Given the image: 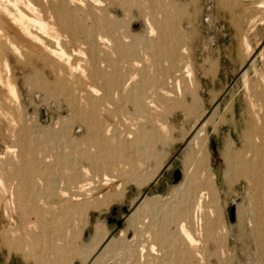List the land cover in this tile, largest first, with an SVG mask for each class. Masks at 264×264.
<instances>
[{"label":"rangeland","instance_id":"374dc122","mask_svg":"<svg viewBox=\"0 0 264 264\" xmlns=\"http://www.w3.org/2000/svg\"><path fill=\"white\" fill-rule=\"evenodd\" d=\"M15 1H7L14 7L19 4L17 8L9 6L13 9L14 19L7 21L0 18V170L6 167L4 169L9 172L13 166L14 169L20 165L24 167L29 162V157H35L37 154L38 160L42 158L39 160L42 167L45 164L57 168V171H53L49 167L53 174L56 172L51 176L57 178V182L58 178L60 179L59 184L55 182L59 185L57 189L75 185L66 179L71 177L70 181H73L72 176L78 175V179L74 180L77 181L76 185L72 186L76 190L71 188L75 190L74 193L82 190L80 201L86 202L83 210L70 219V225L63 231L66 235L65 241L73 236L67 247L70 251L64 250L65 260L62 254L56 255L48 248L49 243H61V239H55L57 233L48 231L46 237H43L45 240L40 239L37 245L31 243L29 238L36 237L39 232L32 233L29 237L28 223H37L38 215L35 213L34 217L33 212L29 211V202L25 204L27 209L18 201L13 202L11 187L18 180L16 182V178L6 173L2 175L0 172V264H92L97 258L95 264H264V238L258 236L259 219L256 222V218L261 216L264 219V191L257 190L249 174L236 172L232 168V171L227 170L226 165V146L231 144V152L243 148L246 141L245 131L252 126V120L257 119L252 104L259 100L258 96L256 97L258 91L264 94V0H29L30 5L27 0H17L16 5ZM24 2L26 5H23ZM18 8L22 12L25 10L23 13L29 19L15 14ZM72 8L76 15L78 12L77 21L74 19L76 15L74 17ZM62 16H66L68 21L63 17L66 20L64 21ZM35 17L47 22L46 31L34 21ZM70 17L76 21L75 24L83 22L82 25H75ZM18 18L25 21L20 22ZM69 23L73 25L72 28ZM18 25L19 27H16ZM59 25L64 26L60 28ZM94 26L95 29L99 28V31L95 30ZM25 27L28 31L24 30ZM36 27L40 32L37 33ZM21 28V33L24 30V34L19 32ZM164 28H167V32ZM54 30L62 34L59 35L62 49L66 50V56L69 55L72 59H69V56L62 58L59 54L53 56L48 51L47 46L58 49L57 42L53 41L54 37L57 41ZM82 30L86 33L79 34L83 33ZM43 32L52 34L48 37ZM31 33H36L42 39H36L39 37L35 38L36 34L32 36ZM39 40L41 42H38ZM91 43L95 45L92 47ZM11 45L13 49H18L13 50ZM59 49L61 50V47ZM59 49L57 52H60ZM80 58L82 62L85 60L89 64L85 63L86 66L84 62L77 61L81 60ZM6 59L8 62H5ZM64 59L69 62L63 63ZM58 62L62 65L59 66L61 63L58 65ZM79 62L85 69L80 70ZM4 63L7 66L10 64V68L6 69ZM76 66L80 68L78 71ZM97 68L112 74L114 81L121 80V85L128 83L127 88L123 84L121 93L119 89L107 88L108 85L105 84L113 81L107 78L111 75L100 71L101 76L98 73L97 76ZM124 70L125 73H132L127 79ZM116 71L119 73L116 74ZM77 72L81 74L78 75ZM59 77H63L62 80L64 79L65 84L69 82V85L59 83L62 81ZM99 77L103 79V83ZM151 78L157 79L158 81H153L159 82L160 85L150 83ZM9 82L17 91L15 100L10 96ZM60 84L64 90H61L63 88H60ZM149 84L172 91L168 96L162 95L165 100L160 95L153 102L146 98L141 103H132L131 98L136 95L138 89ZM65 86H70V89L65 90ZM125 90L130 92V95L127 93L130 100ZM75 100L79 101L80 105ZM70 101L75 102V105ZM80 107L84 108L80 111L87 116L94 112L92 117L99 118V121L97 117L95 120L104 127V136L114 140L112 144L128 143L127 141L133 139L134 142H131L136 143L134 148L123 152L125 156H109V167L93 166L92 160L88 161L81 156L80 151L85 148L90 155L96 156L99 149L96 147L100 144L99 140L92 141L90 138L91 129L86 126V121L90 118L86 117V123H83V115H79L78 111ZM261 116H264L263 110ZM202 125L207 133L206 137L202 132L199 133ZM134 137H137L136 141ZM17 139H21L20 143L23 145ZM27 140L28 143L33 141L32 148ZM147 140L152 142L150 146ZM13 147H16V150ZM22 147L26 151H23ZM31 149L35 150L32 152ZM64 151L72 154L70 160L73 161V158L74 161L71 162L73 169L68 167L71 175L65 169L66 173L61 172L62 178L56 153L64 154ZM51 153L55 159H51ZM16 158L18 160H15ZM14 160L16 162H13ZM48 160L53 164L50 161L46 164ZM76 160L78 164L75 163ZM85 167L88 172H85ZM176 167L181 169L182 175L178 181L172 182V171ZM87 176L93 181L88 180ZM210 176L216 177L213 185L208 184ZM65 177L67 178L64 179ZM83 177L89 183L92 181V185L88 183L85 186L90 188H87L89 194L86 189H77L78 186L84 185L86 179ZM105 177H108L107 180ZM70 189L69 193H73ZM47 197L41 196L42 201L39 199L38 203L41 207L50 203L45 208L52 209V205L59 201L58 196ZM144 197L154 199L157 204L151 205L152 207L143 206L141 202ZM40 202L45 205L42 206ZM231 203L235 205L233 219L229 213ZM122 205H126V211L121 209ZM112 209H115L114 213ZM22 215L24 219H21ZM109 215L120 219V224L116 221L109 222ZM50 217L51 214L47 219ZM98 223L106 227L107 239L92 253L90 251L93 247L84 249L83 246L91 241L95 225ZM182 229L191 234V241L186 239ZM38 236L41 237L40 234ZM108 239H116L120 245L102 253V246ZM81 248L84 250L81 251ZM58 255H61L62 259Z\"/></svg>","mask_w":264,"mask_h":264},{"label":"bare ground","instance_id":"6f19581e","mask_svg":"<svg viewBox=\"0 0 264 264\" xmlns=\"http://www.w3.org/2000/svg\"><path fill=\"white\" fill-rule=\"evenodd\" d=\"M8 0H0V18L2 17L3 19H5V20H10V21H12V19H10V18H13L14 19V15H13V9L11 10V8L9 7L11 4V2L10 3H8L7 2ZM10 1V0H9ZM11 1H13V0H11ZM17 1V0H16ZM15 1V2H16ZM18 1H20V0H18ZM22 1V0H21ZM20 1V2H21ZM27 1H29V0H27ZM27 1H26V3H27ZM78 1V0H77ZM98 1V0H97ZM19 2V3H20ZM71 2V1H70ZM12 3H14V2H12ZM83 3V2H82ZM97 3H100V2H97ZM16 4H18V2H16L15 3V5ZM20 4H22V3H20ZM25 4V2L23 3V5ZM29 5H30V1H29V3H28ZM19 5V4H18ZM17 5V6H18ZM22 5V6H23ZM26 5V4H25ZM31 5H32V3H31ZM12 6V5H11ZM17 6H15L16 8H17ZM21 5H20V7H22ZM28 6V5H27ZM33 6V5H32ZM75 6V5H74ZM12 7H14V6H12ZM14 7V8H15ZM19 7V6H18ZM24 7V6H23ZM34 7V6H33ZM63 7V6H62ZM76 7V6H75ZM36 8V7H35ZM52 8V7H51ZM65 8H67V7H65ZM77 8V7H76ZM27 9H29V8H27ZM26 9V10H27ZM49 9V8H48ZM60 8H58V10H59ZM63 9V8H62ZM68 9V8H67ZM73 9V8H72ZM71 9V11L73 12L74 11V9L72 10ZM15 10V9H14ZM18 10V12H15V14L16 13H18L19 15H20V17L21 18H26L27 16H26V14L25 13H23L25 10H23V12L21 11V9H17ZM16 10V11H17ZM66 10V9H65ZM64 10V11H65ZM70 10V9H69ZM68 10V11H69ZM79 10V9H78ZM48 11V10H47ZM54 11V10H53ZM77 11V10H76ZM70 12V11H69ZM65 13V12H64ZM66 13H67V11H66ZM74 13V12H73ZM57 14V13H56ZM58 14H60V13H58ZM70 14V13H69ZM49 15V14H48ZM61 15H62V13H61ZM64 15V14H63ZM67 15V17H69L68 16V13L66 14ZM71 15V14H70ZM75 15H76V13H74V17H75ZM33 16V15H32ZM35 16V15H34ZM37 16V15H36ZM52 16V15H51ZM56 17H57V15H55ZM59 16V15H58ZM72 16V15H71ZM31 17V16H30ZM39 17V16H38ZM59 17H61V16H59ZM64 16H62V18H63ZM66 17V16H65ZM64 17V18H65ZM67 17H66V19H67ZM73 17V16H72ZM89 18H90V16H88ZM100 17V16H99ZM16 18H17V16L15 15V20H16ZM32 18V17H31ZM34 18V17H33ZM64 18H63V20H64ZM71 18V17H70ZM102 18L103 17H101V20H102ZM27 19H29L28 17H27ZM42 19V18H41ZM55 19V18H54ZM60 19V18H59ZM72 20H73V18H71ZM71 19H69V20H71ZM74 19H76V21H77V19H78V12H77V15H76V18H74ZM81 19V18H80ZM105 19V18H104ZM103 19V20H104ZM168 19V18H167ZM18 20L21 22H24L22 19L20 20L19 18H18ZM31 20H34V19H31ZM60 20H62V19H60ZM59 20V21H60ZM98 20H100V19H98ZM106 20V19H105ZM36 23H38L39 24V27L41 28V29H43V30H45V29H47L46 28V24H47V22L45 23V22H43L44 20H40L39 18H37L36 19V17H35V20H34ZM57 21V20H56ZM64 21H66V20H64ZM67 21H68V19H67ZM75 21V22H76ZM13 22H14V20H13ZM17 22V21H16ZM32 22V21H31ZM34 22V23H35ZM50 22V21H49ZM60 22H63V21H60ZM74 24H75V22H74V20L72 21ZM71 22V23H72ZM101 22V21H100ZM100 22H98V23H100ZM167 22H168V20H167ZM4 23H5V21H4ZM11 23V22H10ZM18 23V22H17ZM27 23V22H26ZM33 23V22H32ZM65 23V22H64ZM72 23V24H73ZM79 23V22H78ZM78 23H76L77 25H78ZM81 23V25H82V23L83 22H80ZM79 23V24H80ZM102 23H103V21H102ZM101 23V24H102ZM166 23V22H165ZM19 24H21V23H19ZM54 24H55V22H54ZM60 24H62V23H60ZM66 24V23H65ZM64 24V25H65ZM70 24V23H69ZM75 24V25H76ZM104 24V23H103ZM167 24V23H166ZM2 25V24H1ZM24 25V24H23ZM64 25H62V26H64ZM105 25H106V23H105ZM104 25V26H105ZM4 26V25H3ZM3 26H2V28H3ZM11 26V25H10ZM22 26V25H21ZM30 26H32V25H30ZM61 26V27H62ZM66 26H67V28H69L68 27V24H66ZM65 26V27H66ZM69 26H71V24L69 25ZM73 26V25H72ZM72 26H71V28H72ZM84 26H85V24H84ZM84 26H81V27H84ZM16 27H19V25L18 26H16ZM15 27V28H16ZM37 27H38V25H37ZM37 27H36V29H37ZM59 27H60V25H59ZM60 27V28H61ZM64 27V28H65ZM76 27V26H75ZM78 27V26H77ZM100 27V26H99ZM102 27V26H101ZM165 27V26H164ZM166 27H168V26H166ZM11 28V27H10ZM29 28V27H28ZM31 28V27H30ZM34 28V27H33ZM57 28H58V24H57ZM64 28L62 29V30H64ZM86 28V26L84 27V29ZM106 28V27H105ZM25 29H27L26 27L24 28V30ZM39 29V28H38ZM38 29H37V33L38 32H40V31H38ZM79 29V28H78ZM81 29V28H80ZM94 29H95V26H94ZM96 29H97V27H96ZM95 29V30H96ZM99 29V28H98ZM97 29V30H98ZM103 29H104V27H103ZM164 29H166V32H167V28H164ZM2 30V29H1ZM0 30V31H1ZM21 30H22V28L19 30V32L21 33ZM24 30L22 31V33L24 34ZM60 30V29H59ZM58 30V31H59ZM66 30V29H65ZM76 30V29H75ZM4 31V30H3ZM6 31V30H5ZM13 31V30H12ZM18 31V30H17ZM26 31H28V29L26 30ZM26 31H25V33H26ZM46 31V30H45ZM44 31V32H45ZM51 31H52V29H51ZM55 31V30H54ZM53 31V32H54ZM78 31H80V30H78ZM99 31V30H98ZM97 31V32H98ZM14 32V31H13ZM29 32H31L30 30H29ZM28 32V33H29ZM44 32H43V34H44ZM62 32H64V31H62ZM70 32H71V30H70ZM82 32H83V30H82ZM2 33V32H1ZM6 33V32H5ZM21 33V34H22ZM51 33V32H50ZM50 33H45V34H47L48 35V37H50L49 36V34ZM66 33H68V32H66ZM73 33V32H72ZM71 33V34H72ZM86 33V32H85ZM84 32L83 33H79V34H85ZM92 33H93V31H92ZM91 33V34H92ZM95 33V32H94ZM99 33H101V32H99ZM99 33H97L98 34V36H100L99 35ZM3 34V33H2ZM32 34V33H31ZM36 33H34V35H35ZM42 34V33H41ZM44 34V35H45ZM52 34V33H51ZM61 34V33H60ZM57 31H55V35L54 36H56V38H57V41L55 40V37L53 38L54 40L53 41H55V42H57V47H58V49H59V47H61V50H60V52H57V48H51V47H48L47 45V48L49 49H47L48 51H50V53L54 56H56V55H60L62 58H65V56H66V50H64V49H62L63 47H62V44H61V40H60V37H59V35H60ZM102 34V33H101ZM169 34V33H168ZM4 35V34H3ZM7 35V34H6ZM25 35H27V34H25ZM25 35H23V36H25ZM30 35V34H29ZM33 34H32V36H34ZM37 35V34H36ZM35 35V38L36 37H39L38 35L36 36ZM46 35V36H47ZM62 35V34H61ZM66 34H64V36H65ZM86 35H88V34H86ZM90 35V34H89ZM96 35V34H95ZM104 35V34H103ZM151 35H152V33H151ZM28 36V35H27ZM69 36V35H68ZM77 36H78V33H77ZM82 35H80V37H81ZM107 36V35H106ZM106 36H104L105 38H106ZM1 37V36H0ZM6 38H7V40L9 39V42H10V38H8V36H5ZM4 37V38H5ZM29 37V36H28ZM28 37H26V38H28ZM47 37V38H48ZM75 37V36H74ZM74 37H71V38H74ZM89 37V36H88ZM94 37V36H93ZM108 37V36H107ZM13 38V37H12ZM18 38V37H17ZM16 38V39H17ZM29 38H31V37H29ZM52 38V37H51ZM81 38H84V36L83 37H81ZM91 38V37H90ZM89 38V39H90ZM105 38H103V37H101V39H103V40H105ZM19 39H20V37H19ZM31 39H33V38H31ZM36 39H42V38H36ZM63 39H65V37H63ZM27 40V39H26ZM34 40V39H33ZM32 40V41H33ZM50 40V39H49ZM72 40V39H71ZM81 40V39H80ZM84 40H86L85 38H84ZM91 40H94V39H92L91 38ZM110 39H108V41H109ZM16 41V40H15ZM15 41H13V42H15ZM63 41V40H62ZM74 41V40H73ZM79 41V40H78ZM82 41V40H81ZM99 41V40H98ZM106 42H107V38H106V40H105ZM115 41V40H114ZM7 42V41H6ZM12 42V41H11ZM10 42V43H11ZM25 41H23V43H24ZM34 42V41H33ZM38 42H41L40 40L38 41ZM38 42H36V43H38ZM65 42H68V41H65ZM75 42V41H74ZM80 42V41H79ZM79 42L77 43V44H79ZM88 42V41H87ZM91 42V41H90ZM103 42V41H102ZM105 42V43H106ZM2 43V42H1ZM27 43H29V42H27ZM54 43V42H53ZM82 43H84V42H82ZM94 43V42H93ZM93 43H91V45L93 44ZM97 43V42H96ZM101 43V41L99 42V44ZM3 44V43H2ZM38 44H40V43H38ZM42 44V43H41ZM48 44H50V43H48ZM89 44V43H88ZM104 44V43H103ZM103 44H102V46H103ZM107 44V43H106ZM32 45H33V43H32ZM35 45H37V44H35ZM45 45V44H44ZM81 45V44H80ZM79 45V46H80ZM95 44H93L92 45V47L94 46ZM105 45V44H104ZM41 46V45H40ZM53 46V45H52ZM99 46V45H98ZM4 47H5V45H4ZM15 47V46H14ZM17 47V46H16ZM36 47V46H35ZM106 47V46H105ZM170 47V46H169ZM7 48V47H6ZM10 48H12V45H11V47ZM3 49V48H2ZM13 49V48H12ZM17 49H18V47H17ZM17 49H13V50H17ZM37 49V48H36ZM57 49V50H56ZM4 50V49H3ZM8 50H9V48H8ZM11 50V49H10ZM45 50V49H44ZM75 50V49H74ZM76 50H77V48H76ZM172 50V49H171ZM2 51V50H1ZM43 51V50H42ZM80 51V50H79ZM122 51V50H121ZM14 52V51H13ZM17 52V51H16ZM46 52V51H45ZM71 52H72V50H71ZM74 52V51H73ZM170 52V51H169ZM15 53V52H14ZM74 53H76L77 54V52L75 51ZM73 53V54H74ZM17 54V53H16ZM6 55V54H5ZM7 55H9L8 53H7ZM6 55V56H7ZM80 55V54H79ZM170 55V54H169ZM59 56V57H60ZM67 56H69V55H67ZM66 56V57H67ZM3 57H4V55H3ZM58 57V56H57ZM70 57V58H69ZM68 58L69 59H72L71 58V56H69ZM74 57V56H73ZM81 57V56H80ZM6 58V57H5ZM4 58V59H5ZM62 58H60V59H62ZM76 58V57H75ZM4 59H3V62H4ZM55 59H57V58H55ZM81 59V58H80ZM63 60V59H62ZM7 61V59L5 60V62ZM59 61V60H58ZM67 61V60H66ZM77 61H81L82 62V59L81 60H78L77 59ZM76 61V62H77ZM8 62V61H7ZM69 62V61H68ZM68 62H65V59H64V62L63 63H68ZM72 62V61H71ZM84 62V63H83ZM83 64H85V63H87V61L85 62V60H83ZM61 63V62H60ZM59 62H58V65L60 64ZM75 63V62H74ZM73 63V64H74ZM78 63V62H77ZM77 63L75 64V65H77ZM80 63V62H79ZM137 63V62H136ZM5 65V67H6V69H7V67H9L10 66V64H9V66H7L6 65V63H4ZM53 64V63H52ZM65 64V65H66ZM81 64V63H80ZM80 64H78V65H80ZM83 64H81V69L80 68H78L77 66V69L74 67V69H76L77 71H78V69H80V70H82V69H85V66L83 65ZM87 64H89V62L87 63ZM62 65V63L59 65V66H61ZM71 68H72V65H70V63L68 64ZM86 65V64H85ZM53 66V65H52ZM84 66V68H82ZM87 66V65H86ZM138 66V65H137ZM56 67V66H55ZM10 68V67H9ZM64 68H66L65 66H64ZM63 68V69H64ZM71 68H68V69H70L71 70ZM89 68V67H88ZM88 68H87V70H88ZM56 69H58V67L56 68ZM55 69V70H56ZM60 69V68H59ZM67 69V70H68ZM73 69V68H72ZM93 69V68H92ZM92 69L90 70V72L92 71ZM98 70H95L96 71V73L95 74H100V71H102V73H105V72H107V71H105L104 72V70H101L100 69V71H99V68H97ZM54 70V71H55ZM79 70V71H80ZM86 70V71H87ZM132 70H134V69H132ZM74 71V70H73ZM94 71V70H93ZM99 71V72H98ZM130 71V70H129ZM183 71V70H182ZM188 71V70H187ZM55 72H57V71H55ZM70 72V71H69ZM81 73H85L84 71L82 72V71H80ZM117 72V71H116ZM58 73H60V70H59V72ZM81 73H79V74H81ZM92 73V72H91ZM111 73V72H110ZM113 73V72H112ZM119 72H117L116 74H118ZM188 73V72H187ZM190 73V72H189ZM63 74V73H62ZM77 74H78V72H77ZM78 74V75H79ZM88 74H90V73H88ZM94 74V75H95ZM98 74H97V76H98ZM107 75L109 74L108 72L106 73ZM131 71H130V73L127 71L126 73H125V70H124V76H125V78L127 79V78H129V77H127V76H131ZM177 74V73H176ZM185 75H186V71H185V73H184ZM83 75V74H82ZM82 75H80V76H82ZM105 75V74H104ZM104 75H102V76H104ZM109 75H111V76H109V77H107V78H111L113 75L112 74H109ZM115 75V74H114ZM135 75V74H134ZM187 75H189V74H187ZM59 76H61L60 74H59ZM65 76H66V73H65ZM65 76H64V78H65ZM68 76V75H67ZM70 76V75H69ZM90 76V75H89ZM99 76H101V74L99 75ZM116 76V75H115ZM119 76H121V75H119ZM178 76V75H177ZM176 76V77H177ZM73 77H74V75H73ZM76 77V76H75ZM79 77V76H78ZM83 77V76H82ZM122 77V76H121ZM133 77V76H132ZM132 77L130 78V79H132ZM185 77V76H184ZM62 78L63 77H59V79L60 80H62ZM95 78L96 79H98L96 76H95ZM100 78V77H99ZM133 78H135V77H133ZM57 79V78H56ZM70 79V78H69ZM68 79V80H69ZM101 79V78H100ZM112 79V78H111ZM118 79V78H117ZM121 79V78H120ZM146 79H147V81H148V78L146 77ZM155 78H151V80H150V83H152V82H154L153 80H154ZM45 80V79H44ZM64 80V79H63ZM59 81V83H61L62 84V82H63V84H65L66 82H64V81ZM95 80V79H94ZM102 80V82L101 83H103V79H101ZM113 81H110V83H106L105 85H108V87L107 88H116V89H119V91H120V88L121 87H123V84L125 85V83H123L122 85H121V83H120V81L121 80H119V81H117L116 79V81H114V78L112 79ZM133 80V79H132ZM155 80H157V79H155ZM67 81V80H66ZM107 81V80H106ZM127 81H129V80H127ZM131 81V80H130ZM134 81V80H133ZM158 81V80H157ZM154 82L153 84H155L156 85V83H159V82ZM98 82V81H97ZM149 82V81H148ZM58 83V82H57ZM101 83H98V84H101ZM60 84V85H61ZM68 85H69V82L67 83ZM67 84H65V85H67ZM128 84V83H127ZM126 84V85H127ZM152 84V85H153ZM102 85V84H101ZM104 85V84H103ZM102 85V86H103ZM125 85V86H126ZM157 85H160V83L159 84H157ZM164 85V84H163ZM8 86H9V88H10V96H12L13 98H14V100H15V98L17 97V91H16V89L13 87V86H11V83L9 82L8 83ZM94 86V85H93ZM92 86V87H93ZM162 86V85H161ZM166 86V85H165ZM70 86H68V87H66L65 86V90L66 89H68ZM130 87V86H129ZM128 87V88H129ZM137 87V86H136ZM172 87V86H171ZM176 87V86H175ZM59 88V87H58ZM60 88H63V85H61L60 86ZM95 88V87H94ZM104 88H105V86H104ZM125 88V87H124ZM124 88H123V90H124ZM126 88H127V86H126ZM125 88V89H126ZM130 88H133V87H130ZM170 88V87H169ZM57 89V88H56ZM70 89V88H69ZM116 89H114V90H116ZM122 89V88H121ZM61 90H64V88L63 89H61ZM89 90H92L91 88H89ZM95 90V89H94ZM104 90V89H103ZM113 90V89H112ZM113 90V91H114ZM131 89H128V91H130ZM139 91L136 93V95L135 96H133V98H131L132 99V103L133 102H135V103H141V101L142 100H146V98L147 99H150V101H156V97H160V95L162 96V95H165V96H168V94L169 93H171V89L169 90V89H167V88H165V87H158V86H150V84H149V86H142V88H140V89H138ZM180 90V89H179ZM178 90V92H180ZM60 91V90H59ZM69 91V90H68ZM93 91V90H92ZM97 91H98V88L96 89V91H95V93H97ZM118 91V90H117ZM122 91V90H121ZM121 91H120V93H121ZM126 91V90H125ZM128 91H126V96L127 97H129V100H130V96H128L127 95V93H128ZM72 92V91H71ZM74 92V91H73ZM88 92H90V91H88ZM94 92V91H93ZM111 92V91H110ZM116 92V91H115ZM114 92V93H115ZM130 92H132V90L130 91ZM130 92L128 93L129 95H130ZM63 93V92H62ZM99 93H100V91H99ZM119 93V94H120ZM124 92H122V94H123ZM69 93H67V95H68ZM85 94V93H84ZM83 94V95H84ZM107 95H109L108 93H106ZM106 94H104V95H106ZM119 94H118V96H119ZM125 94H124V99H125ZM70 95V94H69ZM68 95V96H69ZM74 95V94H73ZM78 95V94H77ZM82 95V94H81ZM88 95V94H87ZM86 95V96H87ZM106 95V96H107ZM110 95H111V93H110ZM114 95H116V94H114ZM92 96V95H91ZM98 96H99V94H98ZM258 96V102H255L254 104H252V110L254 111V115L256 116L255 118H257V119H254V120H252V126H250V127H248V129L245 131V139H246V141H245V143H244V146H243V148L241 149V150H239V151H234V152H231V144H228L227 146H226V165H227V170H230L231 168L232 169H235L236 170V172H244L245 174L247 173V175L249 174V176H250V179L254 182V184L256 185V188H257V190H259V191H261L260 189H262V191H264V175H263V170H264V116H261V113H262V110H263V113H264V108H263V105H264V94H263V92H259L258 91V93H257V95H256V97ZM80 97V96H79ZM82 97H84V96H82ZM107 97H110V96H107ZM113 97V95L111 96V98ZM116 97V96H115ZM70 98V97H69ZM85 99H86V97H84ZM121 98V97H120ZM123 98V97H122ZM161 98H163L164 99V97L162 96ZM253 98V97H252ZM17 99V98H16ZM75 99V98H74ZM77 99V98H76ZM83 99V98H82ZM81 99V100H82ZM97 99V98H96ZM99 100H100V98H98ZM97 99V100H98ZM102 99V98H101ZM159 99V98H158ZM71 100V99H70ZM106 100H108V99H106ZM165 100V99H164ZM96 101V100H95ZM102 101H104V99L102 100ZM148 101V100H147ZM72 101H70V103H71ZM75 102L78 104V102L75 100ZM74 102V103H75ZM145 102V101H144ZM73 103V102H72ZM73 103V105H75ZM148 103H151V102H148ZM262 103V104H261ZM76 104V105H77ZM152 104V103H151ZM155 104V103H154ZM78 105H80V104H78ZM77 105V106H78ZM99 105V104H98ZM153 105V104H152ZM81 106H83V105H81ZM84 107H87L86 105H84ZM95 107H96V105H95ZM81 109H79L78 111H80V110H84V108L83 107H80ZM83 108V109H82ZM88 108V107H87ZM97 108V107H96ZM95 108V109H96ZM75 110V109H74ZM86 110V109H85ZM91 110V109H90ZM77 110H75V112H76ZM77 111V112H78ZM92 111H94V110H92ZM84 112H86V111H84ZM96 112V111H95ZM98 112V111H97ZM80 113V114H79ZM78 114L79 115H83L82 117L84 118V121H83V123H86L87 122V125L86 126H88V127H90V129H91V135H90V138L92 139V141H95V140H99L98 142V144H100V145H98L96 148H98L99 147V149H97V151H98V154L96 155V156H92V155H90V153H88V151L86 152L84 149L82 150V151H80V150H78V151H80V152H82L81 153V156H83V157H85V158H87L88 159V161H89V159H91L92 160V162L91 163H93V166H97V167H104V168H106V167H109V166H107V164H108V159H110V157L109 156H111L112 154H114L116 157H118V155H120V154H123V156H125L124 155V153H125V151L126 150H130V149H132V148H134V145L136 144H133V139L131 140V141H133V142H129V141H127L128 143H123V144H112L113 142H114V140L112 139V141L110 140V139H108V137H106V136H104L105 134L103 133V131L104 130H102L103 128H102V126L99 124V123H97V121L95 120V118L97 117H95V118H93L92 116H94V112H91L90 114L91 115H89L88 114V116L87 115H85V113H82L81 111L79 112ZM87 113V112H86ZM93 113V114H92ZM99 113V112H98ZM75 114H77V113H75ZM85 115V116H84ZM95 115H96V113H95ZM77 116V115H76ZM78 117V116H77ZM86 117H89L90 119H89V121H86L85 122V119H86ZM80 120H82L81 118H80V116L78 117ZM98 118V117H97ZM98 121H99V118H98ZM102 121V120H101ZM251 122V121H250ZM101 123H103V122H101ZM23 125V124H22ZM103 125V124H102ZM105 125V124H104ZM107 127H108V125H107ZM111 130V128H108V130ZM134 130V129H133ZM22 131V130H21ZM20 131V132H21ZM106 132H107V129L105 130ZM89 132H90V130H89ZM116 132V131H115ZM134 132V131H133ZM200 132H202V134H204L205 135V137L207 136V133L204 131V125H202L201 126V128L199 129V133ZM107 133H109V132H107ZM117 133V132H116ZM136 133H138V132H136ZM23 134H25V133H23ZM110 134V133H109ZM112 134V133H111ZM201 134V133H200ZM26 136H27V134H25ZM139 135V134H138ZM138 135H137V137H138ZM89 136V135H88ZM122 136V135H121ZM129 136H132V135H129ZM23 137V136H22ZM136 137V138H137ZM18 138V137H17ZM24 138H26L25 136H24ZM90 138H88V139H90ZM121 138V137H120ZM132 138V137H131ZM131 138H127V139H131ZM135 138V137H134ZM136 138L134 139L135 141H136ZM140 138H142L141 137V135H140ZM140 138H138L137 139V141H139V139ZM193 138H194V136H193ZM28 139V138H27ZM127 139H123V140H127ZM196 139V138H195ZM18 140V139H17ZM20 140L21 139H19L18 141H19V143H20ZM29 140V139H28ZM28 140H27V143H28ZM67 140H69V139H67ZM119 140V139H118ZM121 140V139H120ZM92 141H90L91 143H92ZM34 142H36V141H34ZM68 142V141H67ZM118 142V141H117ZM26 143V144H27ZM29 143H30V147H31V144L33 143V141H29ZM29 143H28V145H29ZM36 143H40V142H36ZM70 143V142H69ZM97 143V142H96ZM20 144H22L23 145V143L21 142ZM147 144L150 146V144H152V142L151 141H148L147 140ZM44 145V144H43ZM68 145V144H67ZM73 145V144H72ZM27 146V145H26ZM38 146V144H36V147ZM68 146H70V145H68ZM75 146V145H74ZM73 146V147H74ZM151 146H153V145H151ZM30 147H29V149H30ZM10 148V147H9ZM16 148V147H15ZM14 147H13V149H15ZM26 148V147H25ZM28 148V147H27ZM26 148V149H27ZM32 148V147H31ZM40 148V147H39ZM38 148V149H39ZM75 148H77V147H75ZM12 149V148H11ZM22 149H23V147H22ZM70 149V148H69ZM16 150V149H15ZM33 150H35V149H31V151L33 152ZM64 150V149H63ZM67 151H68V149H66ZM8 151H9V153H10V150L8 149ZM7 151V152H8ZM12 151V150H11ZM23 151H26L25 149H23ZM85 151V152H84ZM32 152L30 153V154H32ZM48 152V151H47ZM124 152V153H123ZM11 153H13V152H11ZM16 153H17V151H16ZM25 153V152H24ZM28 153V154H29ZM70 153H71V149H70ZM73 153V152H72ZM14 154V153H13ZM19 154V153H18ZM21 151H20V156H21ZM29 154V155H30ZM34 154H36V152L35 153H33V155ZM52 154V153H51ZM61 154V153H60ZM58 154L57 155V153H56V157L59 159V161L58 160H56L57 162H58V164H59V169L61 170H59L60 171V173L61 172H65V169H67V171L69 172L70 170H68L70 167H72V169H73V166H72V163L71 162H73L74 161V159L72 158V160L73 161H71L70 160V157H73V155L72 154H69V153H66L65 151H64V154ZM76 154V153H75ZM127 154V153H126ZM37 155V154H36ZM36 155H35V157L34 156H30L29 157V162L26 164V166H24V167H22L20 164V166H18L17 168L15 167V169H14V166H13V169H12V171H7V169H4V168H6V167H4L3 169H1L0 170V172H1V174L2 175H4L5 173L6 174H8V176H11V177H13L14 179L16 178V182H17V180H18V182L16 183L14 180V183H16L15 185L14 184H11V185H14V186H12L11 188L13 189H11L12 190V196H13V202H16V201H18L20 204H23V208H24V205L26 204V202H29V211H31V212H33L32 214H34L33 216L35 217V213H37L36 214V218H37V223H32V224H29L28 223V230H29V237H30V235L32 234V233H38V235L40 234V236L41 237H39L38 235L35 237L34 236V238H29L30 239V241H31V243L33 244V245H37V244H39V240L40 239H42V240H45V239H43V237H46V234H47V232L48 231H50V232H53V233H57V235H55V239H57V238H59V239H61V243H57V242H54V243H49V245H48V248L52 251V253H54V254H62V257H63V259H65L66 260V253L65 254H63L64 253V250H66L67 249V247H69V244L72 242V238H73V236L72 237H70L69 238V240L68 241H65V237H66V235H64V232L63 231H66V229H67V227L70 225V219L72 218V217H74L77 213H79L80 211H82L83 210V208H84V204H85V202L86 201H80L81 200V196L79 197V195L81 194L80 192L82 191L81 189H86V193H87V188H89V187H85L88 183H89V179L90 178H88V176H87V178H88V180L86 179V178H84V179H86L85 180V182L83 183L84 185L83 186H81L82 185V183H81V185L80 184H78V185H80L81 187H77V189H80L81 191L79 192H76V193H74V191L76 190L75 188H73L72 186H75L76 185V182L74 181L76 178L78 179V175H74L75 174V172H74V176H72V177H74V178H72V179H74L73 181H70L71 179V177L70 178H68V179H66L67 177H65L64 179H66V180H69V183L70 182H72V183H75V185H72V186H70V188L72 187L73 189H75L74 191H73V189L71 188H69V186L68 187H60V189H57V186H59V185H56V184H59L58 182H59V178H58V182L56 181V179L53 177V176H51L52 174H53V172L51 171V169L50 168H52V167H50V166H45V164L43 165L44 167H42L41 166V161H39L40 159L42 160V158H40L39 160L37 159V158H39V157H37L36 158ZM48 155H50V152H49V154ZM48 155H46V156H48ZM53 155V154H52ZM72 155V156H71ZM80 154H78V156H79ZM114 155H113V157H114ZM12 156V155H11ZM9 157L10 159L12 158V157ZM15 156V155H14ZM16 156H17V154H16ZM38 156V155H37ZM46 156H45V158H46ZM76 157L75 158H77V155H75ZM80 156V157H81ZM123 156H119V157H123ZM51 156H49V158H50ZM13 158H15V157H13ZM18 158H19V156H18ZM18 158H16L15 160H18ZM44 158V159H45ZM54 158V155H53V157H51V159H53ZM56 158V159H57ZM124 158V157H123ZM123 158H121L122 159V161H123ZM129 159H131V156H129L128 157ZM22 159V158H21ZM25 159H28V157H25ZM46 159H48V157L46 158ZM45 159V160H46ZM55 159V158H54ZM79 159V158H78ZM83 159V158H82ZM111 159H112V157H111ZM127 158H125L124 160H126ZM8 160V159H7ZM13 160V159H12ZM12 160H10L11 162H12ZM13 161V162H16V161ZM20 160V159H19ZM86 160V159H85ZM114 160V159H113ZM9 161V160H8ZM50 160H48V161H46L47 163L46 164H48V162H49ZM80 161V160H79ZM121 161V160H120ZM127 161V160H126ZM50 162H52V161H50ZM54 162H55V160H54ZM77 162V164H78V161L76 160L75 161V163ZM6 163H8V162H6ZM42 163H45V162H42ZM111 163V162H110ZM8 164H10V163H8ZM14 164V163H13ZM13 164H10V165H13ZM50 164V163H49ZM51 164H53V162L51 163ZM71 164V165H70ZM81 164V163H80ZM15 165V164H14ZM70 165V166H69ZM75 165V164H74ZM4 166V165H3ZM54 166V165H53ZM56 166V165H55ZM54 166V167H55ZM58 166V165H57ZM56 166V167H57ZM79 166V165H78ZM81 166H83V164L81 165ZM46 167V168H45ZM50 167V168H49ZM69 167V168H68ZM84 167V166H83ZM83 167H81V169L83 168ZM12 168V167H11ZM75 168V167H74ZM76 168H77V165H76ZM75 168V169H76ZM86 168V167H85ZM84 168V169H85ZM10 169V168H9ZM56 170L55 168H52V170ZM83 169V170H84ZM87 169L88 168H86L84 171L85 172H88L87 171ZM53 170V171H54ZM79 169H77V171H78ZM82 170V171H83ZM57 171V170H56ZM230 171H232V170H230ZM71 172H73V171H71ZM235 172V171H234ZM49 173H51V174H49ZM56 173V172H55ZM55 173L53 174V175H55ZM58 173V172H57ZM66 173V172H65ZM79 173V172H78ZM82 173V172H81ZM49 174V175H48ZM62 174L63 173H61V175H60V177H62L63 178V176H62ZM68 174V173H67ZM69 174L71 175V173L69 172ZM68 174V175H69ZM77 174V173H76ZM83 174V173H82ZM85 174H87V173H85ZM84 174V175H85ZM66 175V174H65ZM64 175V176H65ZM67 175V176H68ZM89 175H90V173H89ZM6 176V175H5ZM57 176V175H56ZM1 177V176H0ZM86 177V176H85ZM90 177L92 178V176L90 175ZM2 178V177H1ZM8 178V177H7ZM107 178L108 177H105V179L107 180ZM81 179H82V176H81ZM100 179H102V178H100ZM216 179V177H214V176H210L209 178H208V184L209 185H213V183H214V180ZM63 180V179H62ZM65 180V181H66ZM90 180H92L93 181V179H90ZM12 181V180H11ZM12 181V182H13ZM79 181H80V178H79ZM91 181V182H92ZM216 181V180H215ZM55 182H57L56 184H55ZM68 182V181H67ZM82 182V181H81ZM89 183V184H91L92 185V183ZM99 182V181H98ZM106 182V181H105ZM39 184H43V186H39ZM63 184V182H61V185ZM69 185V184H68ZM67 186V185H66ZM67 188H69L70 189V192H72L73 191V193H69V189H67ZM4 189V188H3ZM58 191H57V190ZM90 189V188H89ZM6 190V189H5ZM72 190V191H71ZM90 190H88V192H89ZM258 191V192H259ZM84 194H85V192H83ZM82 193V194H83ZM87 194H89V193H87ZM41 196H45V197H47V196H58V199H59V201L58 202H56V204H54V205H52V209H46L45 207H47L48 205H46L45 207H41L40 205H39V199H40V197ZM89 196V195H88ZM87 195H86V197H88ZM48 198V197H47ZM52 198V197H51ZM50 198V199H51ZM83 198V197H82ZM17 199V200H16ZM45 199V198H44ZM49 199V200H50ZM45 200H47V199H45ZM143 201L141 202L142 204H143V206H148L149 207V205L151 206H154V205H156L157 203L155 202V200L154 199H152V198H149V197H144V199H142ZM40 201H42L41 199H40ZM44 201V200H43ZM17 202V203H18ZM52 202V201H51ZM18 203V205H20ZM41 203V202H40ZM48 203V202H47ZM140 203V204H141ZM44 205H45V203H43ZM13 205H15L14 203H13ZM41 205H42V203H41ZM44 205H42V206H44ZM56 205V206H55ZM12 206V205H11ZM22 206V205H21ZM56 207V209H53L54 207ZM141 206V205H140ZM151 206V207H152ZM14 207V206H13ZM12 207V208H13ZM16 207V206H15ZM28 207H26V205H25V208L27 209ZM199 207V206H198ZM19 209V208H18ZM139 209V208H138ZM14 210V209H13ZM56 210V211H55ZM58 210V211H57ZM198 210H201V209H198ZM28 211V210H27ZM28 211V212H29ZM28 212H27V214H28ZM31 212H30V214H31ZM22 213V212H21ZM25 213V212H24ZM26 214V215H27ZM32 214L30 215V216H32ZM49 214H51V217H50V219H47V216L49 215ZM133 214V213H132ZM257 214H259V213H257ZM262 214V213H261ZM21 216V215H20ZM25 216V215H24ZM256 216V215H255ZM254 216V217H255ZM22 217H23V215H22ZM28 217V216H27ZM262 217V216H261ZM261 217H259V218H256V222H257V219H259V222H258V225H257V234H258V236L259 237H261V238H264V219L263 218H261ZM25 217H23V218H21V219H24ZM39 218V219H38ZM27 219V218H26ZM255 221V220H254ZM31 222V221H30ZM183 230V232L185 233V236H186V239H188V240H190L191 238V234H189V232L187 231V230H185V229H182ZM256 230V229H255ZM27 233V232H26ZM65 234H66V232H65ZM33 235V234H32ZM258 238V237H257ZM260 238V239H261ZM28 239V240H29ZM107 239V231H106V227H104V224H101V223H98V224H96L95 225V229H94V234H93V236H92V238H91V241L89 242V244H87L86 246H83L84 247V249L86 248V249H89V248H91V247H93L94 249H92L90 252H92V253H94L95 252V250H96V248L98 247V246H101L102 245V243L105 241ZM70 240H71V242H70ZM104 240V241H103ZM262 240V239H261ZM191 241V240H190ZM74 242V241H73ZM260 243V242H259ZM71 245H73V244H71ZM118 245H120V243L118 242V240H116V239H108L106 242H105V244L102 246V253H105L106 251L108 252L109 250H111L112 248H114V247H117ZM74 246V245H73ZM73 246H72V248H73ZM77 247H78V245H77ZM82 247V248H83ZM71 248V247H70ZM71 248V249H72ZM75 248V247H74ZM73 248V249H74ZM80 248V247H79ZM82 248H81V251H83L82 250ZM75 250V249H74ZM61 251H63V252H61ZM67 251H70V250H66V252ZM78 251H79V249H78ZM85 252V251H84ZM83 252V253H84ZM92 253H90V254H92ZM98 253H99V251H98ZM69 254V253H68ZM77 254H79V253H77ZM90 254H88V255H90ZM87 255V257H89ZM102 254H100V256H101ZM27 256V255H26ZM61 256V255H60ZM59 255H58V257H60ZM69 255H67V257H68ZM95 256V255H94ZM96 256H98V255H96ZM57 257V256H56ZM62 257H60L61 259H62ZM28 258V257H27ZM69 258V257H68ZM39 259V258H38ZM37 259V260H38ZM59 259V258H58ZM98 259V258H97ZM97 259H95V261L94 262H92V264H95V263H97ZM60 260V259H59ZM58 260V261H59ZM61 261V260H60ZM87 261V259H85L84 260V262H86ZM41 262V261H40ZM61 263V262H60ZM62 263H63V261H62Z\"/></svg>","mask_w":264,"mask_h":264},{"label":"water","instance_id":"95a60500","mask_svg":"<svg viewBox=\"0 0 264 264\" xmlns=\"http://www.w3.org/2000/svg\"><path fill=\"white\" fill-rule=\"evenodd\" d=\"M182 172L181 169L176 167L173 171H172V182H176L181 178ZM115 208V206H114ZM121 209L123 211L127 210L126 205H122ZM234 212H235V205L233 203L230 204L229 206V213H230V218L233 219L234 218ZM107 220L110 221H116L117 224H120L121 220L117 219L115 216H108Z\"/></svg>","mask_w":264,"mask_h":264},{"label":"flooded vegetation","instance_id":"af4514ba","mask_svg":"<svg viewBox=\"0 0 264 264\" xmlns=\"http://www.w3.org/2000/svg\"><path fill=\"white\" fill-rule=\"evenodd\" d=\"M115 212V209H112V213H114Z\"/></svg>","mask_w":264,"mask_h":264}]
</instances>
